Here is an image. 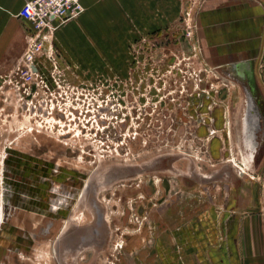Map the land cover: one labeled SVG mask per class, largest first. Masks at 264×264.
<instances>
[{
	"label": "rangeland",
	"instance_id": "obj_1",
	"mask_svg": "<svg viewBox=\"0 0 264 264\" xmlns=\"http://www.w3.org/2000/svg\"><path fill=\"white\" fill-rule=\"evenodd\" d=\"M252 3L118 1L122 15L76 34L83 61L55 45L51 96L21 100L0 67V264H201L173 233L212 208L220 227L235 217L239 185L263 194L244 217L264 252V37L230 42ZM231 248L221 234L202 264Z\"/></svg>",
	"mask_w": 264,
	"mask_h": 264
},
{
	"label": "crops",
	"instance_id": "obj_2",
	"mask_svg": "<svg viewBox=\"0 0 264 264\" xmlns=\"http://www.w3.org/2000/svg\"><path fill=\"white\" fill-rule=\"evenodd\" d=\"M31 0H0V67L5 71H11L14 69L16 63L23 55L26 49V37L28 33L31 31V25L29 22L21 19L18 15L22 7L26 2ZM83 7L84 13L74 21H71L61 27L55 37V45H58L64 52L67 59L70 61H76L77 59H82V54L76 52V42H78L76 38V34L81 35L82 32L87 30V26L91 25L94 22L93 17H109L107 20H102L106 22H111L113 17L118 15H122V11L120 10L123 4H118V1H132V0H80ZM245 9V21L251 22V25L248 26V23L245 22L246 26H241L238 22L242 21V18L236 17L234 19L236 25V33L234 38L230 42L237 43L240 41L243 36L244 38L250 39L253 41H257L258 44L254 45L259 47V51L262 47V40L264 37V3H252L251 5L244 7ZM119 10V11H118ZM238 9H234L233 7L223 10L224 14L221 16L223 18L231 17L233 15H237ZM213 22L210 24V28L212 26V31L216 32L218 29V21L214 18ZM211 18V17H208ZM100 22L99 19H96ZM114 22V20H113ZM210 23V22H208ZM244 27V28H242ZM243 29V30H242ZM228 31L227 28L221 27L219 32ZM229 36L231 37L232 31ZM80 33V34H79ZM243 35V36H242ZM106 46L112 47L115 45H119V39L114 40L107 38ZM215 40V39H214ZM213 42V41H212ZM216 41H214L213 45ZM83 58H87L83 55ZM83 61V59H82ZM246 61L239 62L240 65H244ZM245 71L248 70V66L244 68ZM254 78L259 80L257 73H254ZM258 82V81H257ZM260 86V83H257ZM262 94H264V89L259 87ZM256 131L248 133L247 139L253 144H257V133L260 129V122H257L256 126L251 125ZM244 158H247V155H243ZM248 160V158H247ZM251 165V163H250ZM257 188V186H255ZM235 194L233 195V207H235V217L226 216L223 218V223H221V227L217 224L218 219L215 215V209L212 208L207 213H201L191 224H187V226L182 227L175 231L173 234L177 237L176 245L178 244L181 248L179 253L181 254V260L186 263H190L194 261V257H192L191 253H195V256L198 257L199 262L202 264L203 259L206 260L208 251L206 250L207 244L209 241L213 242L222 234L223 236L227 235V245L229 241V245L232 246L231 251L219 252L220 259L214 255L216 258L217 264H264L263 258L264 252L258 251L253 248V235L254 231L251 225L250 219L244 217L246 207H250L253 202L256 206H259L262 202V193L258 190L250 189L248 185L246 186H238L234 190ZM243 201L241 203L242 206H234L237 203V200ZM230 203V202H229ZM228 222V223H227ZM262 231V230H261ZM257 239H260L257 236ZM231 242V243H230ZM170 250H175L176 246L173 241L170 243ZM255 249V250H254ZM173 253V252H172ZM254 255H258L257 262H253ZM174 261L176 264H181L178 259L177 253L174 255ZM261 259V260H260ZM180 260V261H181ZM259 261V262H258ZM261 261V262H260Z\"/></svg>",
	"mask_w": 264,
	"mask_h": 264
},
{
	"label": "built area",
	"instance_id": "obj_3",
	"mask_svg": "<svg viewBox=\"0 0 264 264\" xmlns=\"http://www.w3.org/2000/svg\"><path fill=\"white\" fill-rule=\"evenodd\" d=\"M84 10L80 0H31L22 7L18 16L30 23L31 31L26 37L25 52L7 81L10 90L21 100L54 95L55 88L49 85V79L60 88L58 80L62 77L57 71L56 33L81 17Z\"/></svg>",
	"mask_w": 264,
	"mask_h": 264
},
{
	"label": "bare ground",
	"instance_id": "obj_4",
	"mask_svg": "<svg viewBox=\"0 0 264 264\" xmlns=\"http://www.w3.org/2000/svg\"><path fill=\"white\" fill-rule=\"evenodd\" d=\"M243 67H244V66H243ZM256 124H257V119L255 120V122L253 121L251 125L256 126ZM240 165H241V167H242V169H243L242 171H244V173H245L246 170L243 168L244 165H243L242 163H241Z\"/></svg>",
	"mask_w": 264,
	"mask_h": 264
},
{
	"label": "flooded vegetation",
	"instance_id": "obj_5",
	"mask_svg": "<svg viewBox=\"0 0 264 264\" xmlns=\"http://www.w3.org/2000/svg\"><path fill=\"white\" fill-rule=\"evenodd\" d=\"M26 106H27V109L30 110V108H28V103H26ZM34 109H37V106H35ZM48 113H49V112H48ZM49 114H53V113H49ZM42 116H43V114H42ZM242 164L244 165V169L246 170V168H245V164H244V163H242ZM245 173H246V171H245ZM66 206H68V205H66Z\"/></svg>",
	"mask_w": 264,
	"mask_h": 264
},
{
	"label": "water",
	"instance_id": "obj_6",
	"mask_svg": "<svg viewBox=\"0 0 264 264\" xmlns=\"http://www.w3.org/2000/svg\"><path fill=\"white\" fill-rule=\"evenodd\" d=\"M245 67H247V65H245Z\"/></svg>",
	"mask_w": 264,
	"mask_h": 264
}]
</instances>
